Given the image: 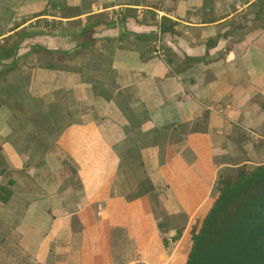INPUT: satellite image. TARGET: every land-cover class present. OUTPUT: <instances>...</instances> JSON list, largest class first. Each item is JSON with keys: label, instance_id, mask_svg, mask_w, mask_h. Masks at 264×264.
<instances>
[{"label": "crops", "instance_id": "obj_1", "mask_svg": "<svg viewBox=\"0 0 264 264\" xmlns=\"http://www.w3.org/2000/svg\"><path fill=\"white\" fill-rule=\"evenodd\" d=\"M263 2L0 0V264H185L218 179L264 164Z\"/></svg>", "mask_w": 264, "mask_h": 264}, {"label": "trees", "instance_id": "obj_2", "mask_svg": "<svg viewBox=\"0 0 264 264\" xmlns=\"http://www.w3.org/2000/svg\"><path fill=\"white\" fill-rule=\"evenodd\" d=\"M262 10L264 2L256 15L260 22L264 21ZM174 25L170 19L163 18L161 34L175 33ZM90 35L91 29L86 27L78 39L86 43ZM218 37L208 40L207 48L213 47ZM17 48L18 43L0 47V58L12 57ZM33 49L54 54L58 60L72 57L61 51ZM83 52L80 50L78 53ZM198 61L208 63L210 59L207 54L204 57H180L166 49L165 62L174 74L186 71ZM14 68L16 66L8 68L5 73ZM152 189L151 182L146 178L138 183L134 194L142 195ZM216 189L218 195L200 228L191 229V248L185 264H234L236 256H239L240 264H264V164L251 168L237 167L234 173H227L218 179ZM5 194L8 196L9 192ZM230 250L234 256L230 255Z\"/></svg>", "mask_w": 264, "mask_h": 264}, {"label": "rangeland", "instance_id": "obj_3", "mask_svg": "<svg viewBox=\"0 0 264 264\" xmlns=\"http://www.w3.org/2000/svg\"><path fill=\"white\" fill-rule=\"evenodd\" d=\"M262 22H260L259 20L258 21H256V25H259V24H261ZM66 26L67 25H62V23L61 22H57V21H45V20H38V21H34L33 23H31L30 25H29V27L30 28H32V29H37L38 30V32L39 31H43V29L42 28H47V30H50V29H53V31H55V30H60V27H62V28H66ZM57 27V28H56ZM242 31H244L243 29H242ZM39 53H43L42 51H40ZM51 56L53 55V54H50ZM57 59V58H56ZM67 59V58H66ZM70 59V58H69ZM62 61V60H61ZM235 171H233V172H231V173H234ZM201 223L202 222H192V226L190 227V233H191V229H192V227H195L196 228V230H198L199 228H200V226H201ZM190 242H191V235H190ZM230 252H231V256H234V254L232 253V251L230 250ZM233 263L234 264H240V260H239V256H236L235 257V260L233 261Z\"/></svg>", "mask_w": 264, "mask_h": 264}, {"label": "built area", "instance_id": "obj_4", "mask_svg": "<svg viewBox=\"0 0 264 264\" xmlns=\"http://www.w3.org/2000/svg\"><path fill=\"white\" fill-rule=\"evenodd\" d=\"M157 17H160V15L157 14ZM153 44V50H152V55L159 57L161 59H165V49L162 46V42L159 38H156L152 41Z\"/></svg>", "mask_w": 264, "mask_h": 264}]
</instances>
